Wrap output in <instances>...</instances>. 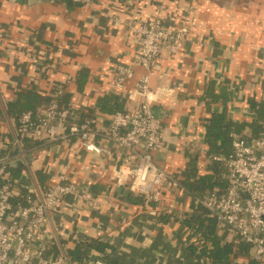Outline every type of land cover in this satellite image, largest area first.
I'll return each mask as SVG.
<instances>
[{
  "label": "crops",
  "instance_id": "obj_1",
  "mask_svg": "<svg viewBox=\"0 0 264 264\" xmlns=\"http://www.w3.org/2000/svg\"><path fill=\"white\" fill-rule=\"evenodd\" d=\"M63 1L66 5L0 0V153L19 150L12 148L11 140L17 117L25 111L20 106L25 93L38 95L44 103L53 92H62V104L72 106L75 122L96 116L106 124L119 103L122 110L134 107L139 98L129 95L144 70L136 67L134 78L119 89L112 87V79L116 66L131 65L136 55L138 44L128 24L155 15L165 24L188 25L179 52L163 49L150 76L152 88L170 89L158 99L165 121L164 146L154 153L157 165L182 177L186 162L193 159L198 173L204 174L210 160L199 144H205L210 113L223 111L227 119L241 122L264 108V0H241L242 12L255 10L258 16L256 23L241 19L239 24L228 22L225 8L232 0H92L85 6ZM206 87L216 98L209 105L202 99ZM20 148V172L30 170L43 183L64 167L70 181L99 197L95 208L77 209L70 198L56 209L61 240L71 249L87 238H99L111 246L110 264H208L195 249L199 233L184 221L190 196L169 188L158 207L130 192L119 196L113 178L114 147L95 155L73 141L49 146L25 140ZM215 232L221 242L232 241L218 235L216 226ZM89 254L92 260L101 257L93 249ZM249 260L246 249H240L220 264Z\"/></svg>",
  "mask_w": 264,
  "mask_h": 264
},
{
  "label": "built area",
  "instance_id": "obj_2",
  "mask_svg": "<svg viewBox=\"0 0 264 264\" xmlns=\"http://www.w3.org/2000/svg\"><path fill=\"white\" fill-rule=\"evenodd\" d=\"M70 1L85 6L92 0ZM128 27L138 48L131 65L116 66L112 87L122 88L134 78L135 68H142L129 95L139 98L134 107L113 110L106 124L96 116L75 122L72 106L60 103L57 91L35 111L25 110L17 117L11 144L19 150L0 153V264H74L67 251L71 248L61 240L56 209L70 198L77 209L95 208L99 201L87 188L70 181L64 167L43 183L30 170L12 173L8 167L24 157L20 146L25 140L49 146L73 141L95 155L114 147V184L151 206L158 207L169 188L184 192L178 177L154 161V153L164 146V126L153 119L149 104L170 94L166 87H151L152 68L163 49L179 52L188 25L165 24L155 15ZM208 159L224 165L227 187L222 195L213 191L198 201L215 220L218 235L245 243L249 258L260 264L264 261V132L258 137L232 134L230 154ZM88 264L104 263L97 257Z\"/></svg>",
  "mask_w": 264,
  "mask_h": 264
},
{
  "label": "trees",
  "instance_id": "obj_3",
  "mask_svg": "<svg viewBox=\"0 0 264 264\" xmlns=\"http://www.w3.org/2000/svg\"><path fill=\"white\" fill-rule=\"evenodd\" d=\"M23 96L20 106L25 110L35 111L43 105V101L36 94L25 93ZM58 98L60 103L66 101V95L62 92L59 93ZM202 99L206 105L216 100L215 96H213L207 87L204 89ZM108 103L106 101L103 107ZM120 105L119 103L118 110H122ZM262 132H264L263 107L255 111L254 117L250 121L241 122H234L227 119L223 111L211 112L207 118L204 130V140L208 145L207 153L208 155H222L227 157L231 152L232 134L258 137ZM197 164V160L190 159L186 162L185 173L182 177L174 173L178 177L180 186L190 196V210L188 217L184 221L191 230L199 233L200 244L195 249L201 253L204 259L209 261L208 264H220L229 254L240 251V249H247V245L237 241L221 242L215 232V220L207 216L206 209L198 201V199L210 192L214 191L218 195H222L225 192L227 180L225 178L224 165L216 161H210L207 165V171L204 174H199ZM8 168L12 173L18 175L19 173L17 172H20L24 167L17 165L16 167L9 166ZM138 200L141 201L140 198ZM190 248L194 249L192 245ZM91 249L101 253L100 259L103 263H112V261L107 260V253L111 249L110 244L99 238H87L83 245L75 246L73 249L67 251L74 264H88L91 261L89 254ZM249 263L257 264L253 259H250Z\"/></svg>",
  "mask_w": 264,
  "mask_h": 264
},
{
  "label": "water",
  "instance_id": "obj_4",
  "mask_svg": "<svg viewBox=\"0 0 264 264\" xmlns=\"http://www.w3.org/2000/svg\"><path fill=\"white\" fill-rule=\"evenodd\" d=\"M18 1H21V2H31L32 0H18ZM52 1H56L59 4H62V5H66V3L63 0H52ZM73 6H75V5H73ZM128 81H130V79H127L125 81V83L128 82ZM149 107H150V112H151V115H152L153 119L156 120V121H159V122L163 123L165 120L161 117V115L158 112V111H160L159 110L160 109L159 108L160 106H159L158 100L151 101L150 104H149ZM199 146L202 148V152L204 154L208 151V145L206 143L205 144H199ZM34 155H36V152L31 153L29 156L31 157V156H34ZM17 164H22V160L21 159H17L15 161H13L10 164V166L11 167H16ZM115 191L119 194V196H122V197L127 196L128 193H129L127 189L123 190V188L121 186H116L115 187ZM122 194H124V195H122Z\"/></svg>",
  "mask_w": 264,
  "mask_h": 264
},
{
  "label": "rangeland",
  "instance_id": "obj_5",
  "mask_svg": "<svg viewBox=\"0 0 264 264\" xmlns=\"http://www.w3.org/2000/svg\"><path fill=\"white\" fill-rule=\"evenodd\" d=\"M231 2H234V3L231 4L230 8H227L229 5H228V3L226 4L225 1H224V3L227 5V7L226 8L222 7V6L220 7L222 9L225 8V10L227 9L229 11L228 12V18H230V19L228 20V22H232V23L236 22L239 24L243 20L246 23H250L251 21L256 23L258 14L255 10H251V12L244 10V12H242V10L238 8V4L241 2V0H232ZM218 19L220 21H222L224 19V17H218ZM225 20H227V19H225ZM225 20H223V21H225Z\"/></svg>",
  "mask_w": 264,
  "mask_h": 264
}]
</instances>
